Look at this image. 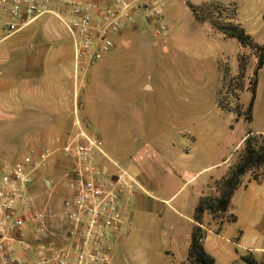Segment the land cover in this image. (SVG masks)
Returning a JSON list of instances; mask_svg holds the SVG:
<instances>
[{
  "label": "crops",
  "instance_id": "crops-1",
  "mask_svg": "<svg viewBox=\"0 0 264 264\" xmlns=\"http://www.w3.org/2000/svg\"><path fill=\"white\" fill-rule=\"evenodd\" d=\"M92 1L102 7L111 2ZM165 1V39L128 37L135 23L127 25L120 36L111 35L113 46L99 59L81 58V64L87 63L85 71L77 70L74 37L54 14H44L15 32H0V169L15 164L31 149L49 148L58 157L60 146L82 130L103 142V154H96L98 167L106 178L119 176L121 202L129 211L130 224L111 244L107 264H185L196 224L205 232L203 250L214 264H243L247 254L262 264L264 245H248L241 234L228 231L236 220L218 229L225 215H234L230 204L223 215L214 218L205 211L202 223L193 218L199 198L217 194L215 186L228 173L230 156L241 145L245 132L225 158L200 164L198 155L212 152V123L198 121L194 105L186 98L193 93L185 80L190 63L188 59L186 67L181 63L180 52L190 55L197 45H204L217 73L214 55L226 56L227 44L217 38L204 37L197 43L179 36L178 30L184 28L181 0ZM240 8L238 14L249 26L257 13H249L242 4ZM60 11L70 15L64 7ZM0 17L7 18V13L0 11ZM145 20L154 27L152 21ZM131 48L155 49L167 64L155 75L132 71L119 54ZM180 83L187 87L180 88ZM214 102L223 125L233 131L241 119L232 123ZM115 110L124 111L123 122L111 119ZM254 132L264 133V129ZM138 141L141 144L135 146ZM215 166L221 169L202 172ZM55 168L48 160L34 171L27 187L35 205L46 210L50 233L39 236L26 204L18 202L23 237L20 241L0 237L15 260L12 264H56V254L70 249L58 237L61 223L49 215L60 210L70 168L63 176H59L63 171ZM239 192L246 193L250 214L264 212V169H258L256 177L250 171L245 173L230 203Z\"/></svg>",
  "mask_w": 264,
  "mask_h": 264
},
{
  "label": "built area",
  "instance_id": "built-area-1",
  "mask_svg": "<svg viewBox=\"0 0 264 264\" xmlns=\"http://www.w3.org/2000/svg\"><path fill=\"white\" fill-rule=\"evenodd\" d=\"M7 18L0 17V32L21 29L44 14H54L74 37L77 70L85 71L81 58L99 59L113 42L110 35L133 24L138 16L152 21L155 34L165 39L168 28L164 22L165 0H111L99 6L92 0H0ZM69 10V16L60 8ZM72 160L65 174L66 195L54 215L62 228L58 237L68 243L55 256L56 264H107L111 244L118 240L123 227L130 224L128 208L121 202L119 176L106 178L99 169L96 154H103V142L80 130L60 149ZM53 150H29L13 165L0 169V237L20 241L24 220L17 211L18 202L26 204L35 231L41 237L50 232L48 214L38 208L27 187L32 174L43 168ZM51 215V214H49ZM4 244L0 243V264H12Z\"/></svg>",
  "mask_w": 264,
  "mask_h": 264
},
{
  "label": "rangeland",
  "instance_id": "rangeland-1",
  "mask_svg": "<svg viewBox=\"0 0 264 264\" xmlns=\"http://www.w3.org/2000/svg\"><path fill=\"white\" fill-rule=\"evenodd\" d=\"M240 4L249 13L252 10L257 13L249 26L242 22L241 15L238 14L239 9H241ZM253 5L256 9L251 8ZM180 6L182 7L180 15L184 21V28L178 30L179 36L196 40L197 43L206 37L217 38L220 39L221 44H227L226 56L221 53L214 55L213 60L217 58V73L213 67L212 57L206 56L204 45H197L195 53L190 52V55H186L182 50L180 54L181 63L187 59L190 63V68H187V62H185L187 69L185 80L190 82V89H193V93L187 94L186 98L194 105L198 121L209 120L212 123V152L208 155L199 154L200 164L209 165L221 160L222 157L225 158L226 153L239 142L240 137L245 132L241 145L232 153L231 158L229 157L230 166L228 169H231L239 160L247 132L251 131L254 136H264V133L254 132L258 129H264V0H181ZM0 11H4L2 6H0ZM134 23V32L128 37L150 39L158 37L155 34V28L150 27L143 16H138ZM122 30L113 34L120 36ZM130 30L133 31L132 28ZM230 35H241L243 40L240 42L235 36ZM119 54H121L123 61L131 65L132 71L140 70L144 74L150 72L155 75L159 67L167 64L166 58H160V54L155 49L141 51L137 48H131L129 51H121ZM259 65L260 67H258ZM117 80L116 88L119 87ZM104 82L107 84L106 81ZM184 86L180 83V88H184ZM215 100L219 109L231 119L232 123L241 119L233 131L227 129L223 125V118L216 114L218 109ZM254 105L255 109L253 110ZM111 119L117 123L123 122L124 111L115 110ZM136 119H140V117L136 116ZM65 144L66 142L62 146ZM136 144L139 145L141 142H136L135 146ZM59 153L58 157L54 156L57 154H53L49 158V163L53 167L55 165V169H61L63 172L59 176H63L65 170L67 171L72 167V160L61 150ZM216 167L205 169L202 172L221 169ZM263 167L264 164L251 168L250 172L253 177H256L257 170L264 169ZM38 192L42 193L43 190ZM215 192L217 194L210 195L219 194L217 185ZM245 200L246 193L242 195L239 192L235 196L230 203V208L236 217L233 214L225 215L226 219L219 222L218 229L225 222L236 220L227 228L228 231L232 230L234 233L241 234L243 242L248 245H264V212L259 210L254 215L250 214ZM262 203L263 198L260 199L259 204ZM57 212L56 210L49 214L54 217ZM206 213L207 215L210 214L211 218L223 215H213L210 210H206ZM202 218L203 214L201 223ZM201 229L203 230V228ZM243 262V264H258V261L251 254L244 256Z\"/></svg>",
  "mask_w": 264,
  "mask_h": 264
},
{
  "label": "trees",
  "instance_id": "trees-1",
  "mask_svg": "<svg viewBox=\"0 0 264 264\" xmlns=\"http://www.w3.org/2000/svg\"><path fill=\"white\" fill-rule=\"evenodd\" d=\"M230 36H235L240 42L243 40L241 35ZM262 164H264V136H254L251 131H248L244 139L239 160L217 184L219 194L206 195L199 198L193 215L194 220L200 223L202 214L206 210H210L213 215L224 214L229 207L230 199L234 191L241 184L242 176L250 171L251 168L259 167ZM203 237L204 231L196 224L192 230L191 242L185 264H214L213 258L203 250Z\"/></svg>",
  "mask_w": 264,
  "mask_h": 264
}]
</instances>
